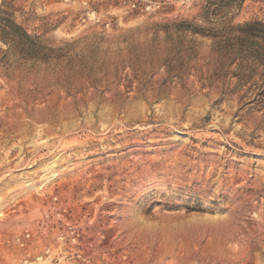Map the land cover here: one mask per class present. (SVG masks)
Wrapping results in <instances>:
<instances>
[{"label": "rangeland", "instance_id": "374dc122", "mask_svg": "<svg viewBox=\"0 0 264 264\" xmlns=\"http://www.w3.org/2000/svg\"><path fill=\"white\" fill-rule=\"evenodd\" d=\"M246 22L0 0V264H264V50L215 36Z\"/></svg>", "mask_w": 264, "mask_h": 264}, {"label": "trees", "instance_id": "16d2710c", "mask_svg": "<svg viewBox=\"0 0 264 264\" xmlns=\"http://www.w3.org/2000/svg\"><path fill=\"white\" fill-rule=\"evenodd\" d=\"M11 23V21H8V24ZM13 25L16 28H20L17 24L13 23ZM234 31L239 32V34L234 33ZM221 32V34L215 35L219 38L218 42H225L233 45L236 44L242 49L264 50V25L261 22H246L227 28L224 27Z\"/></svg>", "mask_w": 264, "mask_h": 264}]
</instances>
